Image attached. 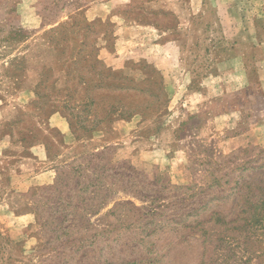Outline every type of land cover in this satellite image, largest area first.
<instances>
[{
	"label": "rangeland",
	"instance_id": "1",
	"mask_svg": "<svg viewBox=\"0 0 264 264\" xmlns=\"http://www.w3.org/2000/svg\"><path fill=\"white\" fill-rule=\"evenodd\" d=\"M86 37L139 114L78 140ZM0 146V264H264V0H0Z\"/></svg>",
	"mask_w": 264,
	"mask_h": 264
},
{
	"label": "trees",
	"instance_id": "2",
	"mask_svg": "<svg viewBox=\"0 0 264 264\" xmlns=\"http://www.w3.org/2000/svg\"><path fill=\"white\" fill-rule=\"evenodd\" d=\"M60 29L62 28L58 27L55 29V31ZM25 37L26 35L21 29H16L8 35V39H6V41L16 42V44H19V42H22ZM93 45V43L87 40V37L86 39L82 40L79 51L73 58L72 62L70 61L72 70H64L68 76V80H73L75 78L78 79L76 82V87L80 93L69 86L70 88L68 87L64 91L66 93V98L63 101L65 103V116L70 124L72 132H74L75 137L78 140L80 139L79 135L77 134L78 132H83L85 134L95 133L99 130L100 125L105 123L107 119H110V117H113L117 113H119V116L122 118L139 114L136 109H125V106L121 101L124 97L136 89L130 87L128 83L129 80L127 77H124L122 73L118 75V72L108 68L103 63V61L100 59V54L95 52ZM24 60V57H14L9 64L10 70L7 71L9 74L11 71L10 78L14 80V86L17 88H20L21 78L15 79V75H18L20 71H24L22 70V63ZM65 61L67 60L65 59ZM58 62L61 63V59ZM73 71H76V73H71ZM110 92L115 95V98H122L120 100V105H112L106 111L103 118L95 119L93 109L94 105L99 100L104 101L105 99H108L110 97L108 93ZM139 92L142 93V91ZM75 93L81 95L82 99L73 106L69 105L72 104L71 101L74 99ZM44 146L47 149V146ZM253 162L255 161H250L246 164L248 165Z\"/></svg>",
	"mask_w": 264,
	"mask_h": 264
},
{
	"label": "crops",
	"instance_id": "3",
	"mask_svg": "<svg viewBox=\"0 0 264 264\" xmlns=\"http://www.w3.org/2000/svg\"><path fill=\"white\" fill-rule=\"evenodd\" d=\"M192 15L193 14H190V16H192ZM42 146L44 148H43L42 151L40 149V158H42L43 155H47L46 147L44 145H42ZM0 154H1V146H0ZM31 220H32L31 217L28 216V215L16 216V215H13V214H7L6 217L0 216L1 225L3 224L2 228H1V231H2V233L4 235L8 236L13 230H15L18 227V226L13 227L14 224H18L19 223L20 226L24 227L27 224H29L31 222ZM1 225H0V227H1Z\"/></svg>",
	"mask_w": 264,
	"mask_h": 264
}]
</instances>
